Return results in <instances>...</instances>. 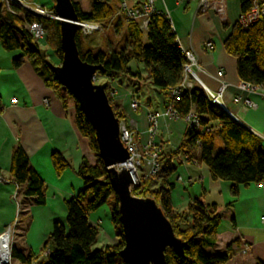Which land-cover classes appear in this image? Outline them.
I'll return each mask as SVG.
<instances>
[{"label":"trees","instance_id":"16d2710c","mask_svg":"<svg viewBox=\"0 0 264 264\" xmlns=\"http://www.w3.org/2000/svg\"><path fill=\"white\" fill-rule=\"evenodd\" d=\"M80 21L105 23L118 12L113 4L115 0H95L90 11L85 12L82 5L72 0ZM241 13L247 14L252 8L253 0H239ZM136 0H130L133 5ZM41 22L48 32L49 43L55 50L57 59L62 62L63 53L60 47L59 21L44 18L38 19L27 14L20 6L12 3L11 10L0 2V43L7 52H21L13 59V66L20 68L30 63L47 87L62 96L64 89L56 80L55 74L42 62L37 48H41L29 33L27 26ZM128 40L120 49L95 51L82 46V36L78 33V45L81 59L92 65L100 66L99 77L114 78L121 73L140 81L142 72L133 70L131 63L139 64L147 71L154 87L169 98L171 89L182 85L185 80L184 65L186 58L179 46L178 39L170 23L161 15L150 19L147 33H142L134 22H126ZM123 25L122 18L115 22L117 29ZM225 51L236 58L237 72L241 81L262 84L264 82V23L258 22L244 29L238 22L233 26L231 35L225 41ZM67 97L73 99L68 91ZM110 88L107 86L109 96ZM110 99V97H109ZM75 101V100H74ZM116 117L122 121L126 118L123 108L110 99ZM76 125L96 157V165H91L84 158L77 176L83 181V189L67 201L68 216L65 223L56 222L52 232L41 245L38 254L32 251H19L12 247V260L18 264H129L121 256L125 247L123 228L119 213V201L115 194L110 175L99 157L98 145L92 125L81 112L77 102ZM175 109L181 119L192 111L198 116L203 128L215 129L211 134L189 130L179 150L173 153L161 152L159 171L148 178L143 177L141 184L133 190V195L153 199L172 224L175 234L183 242L180 249L169 246L166 251L167 264H229L234 249L239 244L234 242L227 246L223 253L210 254L208 250L218 247V229L222 218L218 207L195 199L186 212L178 213L172 203L174 184L172 177L177 172L180 155L189 160L194 158L198 149L199 163L208 166L216 180L230 185L232 196L239 197L242 187L264 183V146L262 140L235 121L226 111L210 104L200 87H195L175 103ZM220 124V129L213 126ZM216 134L222 141V148L215 155ZM200 144V145H199ZM53 165L58 177L70 168V163L62 153L52 155ZM8 182L17 186V196L33 200L35 206H44L47 202V187L38 175L21 145L15 147L11 158ZM115 202L111 208L113 226L118 237L117 245H108L104 249H95L100 236L98 226L90 223V215L109 203L111 196ZM239 247V246H238ZM46 252L48 254L46 255ZM45 256V258H43ZM256 264H264L257 261Z\"/></svg>","mask_w":264,"mask_h":264},{"label":"crops","instance_id":"0c3cea01","mask_svg":"<svg viewBox=\"0 0 264 264\" xmlns=\"http://www.w3.org/2000/svg\"><path fill=\"white\" fill-rule=\"evenodd\" d=\"M224 1L226 21L221 20L215 12L198 13L196 1L183 6L180 0H156V9L167 17L180 48L192 47L196 51L199 67L195 71L200 82L212 91L219 89L217 73L220 70L225 72L224 79L228 84L235 86L241 81L237 72V60L228 55L224 47L233 26L242 15L241 4L239 0ZM122 26L127 29L124 20ZM208 40H213V50L205 48ZM20 53L7 52L0 46V105L5 107L0 112V176L5 181L0 185V235L9 225L16 223L13 246L19 251L30 250L38 254L54 224L66 222L67 201L83 189V181L77 176L83 159H88L94 166L96 157L90 149L89 140L81 135L76 125L75 104L67 97V92L61 91L66 98L65 106L62 98L46 86L30 63L15 68L13 59ZM131 67L148 74L142 65L131 63ZM127 78L130 79V84L143 81ZM114 79L119 95L117 103L122 105L125 114H131V95H136L140 100L138 113L131 114L138 123L139 139H147L148 113L158 112L161 114L158 137L162 152L173 153L179 150L189 131L188 124L184 119L171 120L169 116L162 115L168 106V98L164 93L149 80V90L143 94L147 96L150 91H154L157 98H143L141 93L121 84L115 75ZM195 87L200 85L197 83ZM13 98L18 99L17 105H10ZM252 99L258 104L256 109H244L230 102L229 109L237 122L259 137L264 146V98L253 95ZM213 126L216 130L220 129L219 123ZM216 144L217 136L215 155L219 152ZM18 145L23 147L31 165L46 184L47 202L44 206H35L32 199L17 196V186L7 181L12 153ZM56 152L62 153L71 165L61 177L57 176L52 161V155ZM199 155L198 149L192 160L184 154L180 155L177 172L171 179L174 184L171 198L175 211L186 212L195 199L209 205L215 204L222 223L217 234L218 247L208 252L223 253L227 246L238 242L239 247H235L229 264H256L257 261L264 263V228L260 223V218L264 215V183L242 187L239 197H234L227 182L214 179L208 166L197 161ZM108 218L112 222L111 212ZM89 220L100 229L105 223L100 212L92 213ZM101 231L103 233H100L95 249L118 244L113 225ZM245 246L247 251L243 253Z\"/></svg>","mask_w":264,"mask_h":264},{"label":"built area","instance_id":"2783aa9c","mask_svg":"<svg viewBox=\"0 0 264 264\" xmlns=\"http://www.w3.org/2000/svg\"><path fill=\"white\" fill-rule=\"evenodd\" d=\"M1 3L11 10V4L14 3L20 6L27 14L38 19H52L58 21V16L55 12V3H49L48 0H33L31 3L28 0H0ZM191 1L197 2V12L206 14L208 12H215L221 20L226 21V3L224 0H180L181 5H186ZM118 12L109 20V24L122 18L125 22H134L138 25L142 33H147L150 19L154 15H161L166 20L167 17L158 12L156 9V0H136L131 5L130 0H117ZM263 22L264 23V0H253L252 8L247 14H242L238 23L244 28L248 29L252 25ZM79 33L82 37L90 38L104 30L103 23L93 21H78L76 22ZM27 29L33 39L39 46L46 47L47 58L55 65H60L61 62L57 59L54 48L50 47L48 32L41 22H33L27 26ZM207 50L214 49L213 40H208L205 44ZM182 52L186 58L184 65L185 80L181 86L171 89L169 92L168 106L162 115L169 116L171 120L181 119L179 113L175 109V103L179 101L186 93H190L195 85L198 83L211 105L219 107L232 115L229 109V102L244 109H256L258 104L252 99L253 95H258L264 98V82L262 84H252L240 81L237 85L232 86L225 81V72L220 70L217 73L219 80V89L212 91L204 86L195 71L199 67V57L194 48L182 47ZM100 77L96 74L93 78L95 84H98ZM107 86L110 88L109 97L112 101H118V90L114 78H109ZM45 103L47 101L45 100ZM18 99L13 98L10 105H17ZM141 107L140 100L136 95L130 96L129 110L131 114L136 115ZM5 107L0 105V112ZM124 112V111H123ZM161 114L158 112H149L147 115V139L141 141L139 139V127L137 120L130 116L128 119L120 121V136L124 147L128 150L129 159L123 166H118V170L127 169L131 172L136 187L140 186L143 177L148 178L156 175L159 171V155L162 152V147L158 137L159 118ZM233 116V115H232ZM184 120L188 124L189 130H195L198 133L211 134L215 129L203 128L200 120L195 112L188 114ZM200 145V144H199ZM145 166L146 172L139 174V168ZM4 179L0 176V185L4 184ZM261 226L264 228V215L260 218ZM12 226L9 225L6 230L0 235V239L5 238V242L1 247L0 243V264L12 263ZM247 246L244 247L243 253H246ZM4 253V254H2ZM4 255V256H3Z\"/></svg>","mask_w":264,"mask_h":264},{"label":"water","instance_id":"95a60500","mask_svg":"<svg viewBox=\"0 0 264 264\" xmlns=\"http://www.w3.org/2000/svg\"><path fill=\"white\" fill-rule=\"evenodd\" d=\"M54 9L59 18L62 62L55 65L49 61L45 50L37 48V52L42 62L55 74L56 80L72 94L93 127L98 155L108 170L119 201L125 240L121 256L129 264H167L166 249L171 245L181 249L183 242L177 238L172 224L155 200L133 195L137 187L131 172L118 170V166H123L129 159V153L121 141L120 120L111 105L107 85L93 81L101 67L81 59L76 24L79 17L73 1L55 0Z\"/></svg>","mask_w":264,"mask_h":264},{"label":"rangeland","instance_id":"374dc122","mask_svg":"<svg viewBox=\"0 0 264 264\" xmlns=\"http://www.w3.org/2000/svg\"><path fill=\"white\" fill-rule=\"evenodd\" d=\"M32 1L33 0H28V2H30V3ZM75 1L79 2L82 5L83 10L85 12H88V11H90L91 6L95 0H75ZM48 2L53 4V3H55V0H48ZM113 4L118 7L117 0L113 1ZM115 22L116 21H114L112 24L111 23L109 24V21L103 23V25L105 26L104 30L99 34H96L90 38L82 37L83 48L85 49L86 47H90V48L94 49L95 51H108L110 49H115L118 51V50L122 49L126 45V42L129 38L128 37V30L126 28H123V26H120V28L117 29L115 26ZM0 46H1V43H0ZM50 47L52 48V45ZM41 49L46 50V47L41 46ZM15 52H19V51H15ZM48 59H49V57H48ZM49 61H51V60L49 59ZM142 73H144L143 74L144 75L143 81L139 82V83H133V84H130L129 83L130 79H128L125 75H123L121 73H116L115 76L118 79V81L121 84H123L125 87H127V88L129 87L131 89H134L135 92L141 93V97H143V98L148 97L150 99L156 100L157 95L154 91H150L147 96H145L143 94V93H146L147 90H149L148 89L149 85L147 84V82L150 80V78H149L148 74H146L144 71ZM106 83H108V79L105 77H100L98 84H106ZM63 90L66 92V89H63ZM71 100H72V103L75 104L74 99H71ZM125 115H126V119L127 118L129 119L131 116V114H130V116L127 114H125ZM216 136H217V144L216 145L219 147V151H220V149L222 148V141L220 140V138L218 139L217 134H216ZM144 172H146L145 166L140 167L139 168V174L142 175ZM114 202H115V196L112 195L110 200H109V203H107L106 205L101 207L99 210L95 211V212H100V214H102L103 221H105L104 225L101 226V229H104V228H107V227L113 225L111 220L108 217H109V213L111 212V208L114 205ZM11 226L13 227L12 228V230H13L12 238H11L12 239V247H13V241H14L15 233L17 231V227H16V223L12 224ZM101 229H100V233L102 235L103 232L101 231ZM11 260H12V258H11ZM11 264H14L13 260H12Z\"/></svg>","mask_w":264,"mask_h":264},{"label":"bare ground","instance_id":"6f19581e","mask_svg":"<svg viewBox=\"0 0 264 264\" xmlns=\"http://www.w3.org/2000/svg\"><path fill=\"white\" fill-rule=\"evenodd\" d=\"M4 242H5V238L0 239L1 247H2V245L4 244ZM2 254H4V253H2ZM3 256H4V255H3ZM0 262H1V260H0Z\"/></svg>","mask_w":264,"mask_h":264}]
</instances>
